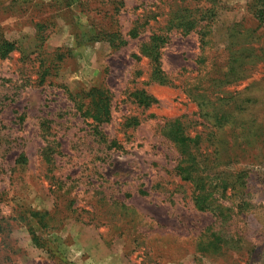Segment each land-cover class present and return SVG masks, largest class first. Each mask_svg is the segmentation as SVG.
<instances>
[{"label":"rangeland","instance_id":"obj_1","mask_svg":"<svg viewBox=\"0 0 264 264\" xmlns=\"http://www.w3.org/2000/svg\"><path fill=\"white\" fill-rule=\"evenodd\" d=\"M252 4L0 0V35L17 46L0 58V264H264V62L217 84L228 53L256 43L240 37L228 47L231 25L257 26ZM176 13L197 27L174 28ZM208 28L203 52L199 31ZM156 36L166 39L158 45L166 84L152 80L142 52ZM139 90L156 102L140 106ZM74 101H109L102 134ZM215 108L235 122L218 155L214 146L200 150L209 179L228 184L213 205L232 211L216 213L196 207L166 130L180 119L190 134L211 138ZM213 234L217 247L207 245Z\"/></svg>","mask_w":264,"mask_h":264},{"label":"trees","instance_id":"obj_2","mask_svg":"<svg viewBox=\"0 0 264 264\" xmlns=\"http://www.w3.org/2000/svg\"><path fill=\"white\" fill-rule=\"evenodd\" d=\"M251 10L254 19L257 22V26L254 29H251L245 27L244 25H241V29H239L237 24L231 25L228 28L227 35V37L229 38L228 47L234 48L238 47V45H241L239 44V40L241 39L240 37L257 38L256 43H253V45H250L248 47L239 46L237 49L234 48L236 49L234 52L231 51L228 53V57L226 58L224 65L222 66V68L219 67L221 79L217 81V84H220L221 86H223L224 84H231L237 80H240L238 79V75H247L252 67H255L260 62H264V43L261 44L260 40H258L260 37L259 35L264 32V0H253ZM173 20L174 21L172 22V26L174 28H177L178 30L182 29L186 33L190 32L192 29L197 27L195 25L194 19L187 20V15L179 16L176 13L175 18ZM207 27L208 26H206V28ZM44 28L45 24L38 23L37 30L40 35H42L41 32ZM258 31L260 32V34L254 35V33H258ZM208 35H210L209 28L206 31H199L200 43L203 52L210 44V38L208 37ZM41 39L43 40V38ZM126 42V40H121L122 45ZM164 42H166L165 37L156 36L153 38L152 42L144 45V47L142 48V52L150 58L153 64L151 78L153 81H156L160 84H166L170 82L168 76L165 74L160 64V52L158 45L159 43L161 44ZM241 47L246 48L241 49ZM16 48L17 46L14 41L9 40L6 37L0 35V58L8 57L9 54L13 52ZM205 61L206 58L205 56H203L201 58V63H205ZM96 92L97 90L94 89L93 93ZM132 95L135 97L136 102L140 106L146 107L156 102V98L153 95L148 94L143 90L135 91ZM227 99V96L220 97V101H224ZM74 102L77 106V110L81 113V117H83L85 120L91 119V124H95L94 128L96 129L97 134H102L101 131H98L97 129L100 124L108 123L110 121L111 110L109 106V101H88L85 103H80V101ZM93 102L95 104H92ZM216 108L213 111V115L215 117V124H217L218 127L216 132L209 133V136H212L211 138L205 139L203 138L201 133H195L194 135L190 134L180 119L170 121L169 124L166 125L168 137L173 142L174 146L178 150V153L180 154L178 163L175 167L176 173L180 176L183 181H188L192 184L194 189L193 200L195 201L196 207L202 211L211 209L215 213L219 209L221 211H223L224 209L232 211L231 208H224L222 205L223 203L213 205L214 201H218V199L214 197L216 192L226 193L228 190V184L215 183L213 180L209 179V175L206 173V165H208V159H205L204 162H201L202 159L200 156L202 155L200 150L202 146H205V144L206 148L214 146V153L218 155L216 151H219L218 149L220 145L228 144L229 142H232V140H234L233 138H231V126L235 123L230 119V115L225 109ZM208 122L211 121L208 120ZM139 124L140 121L136 117L129 121V125L137 126ZM238 124L246 125V123H244L243 121H240ZM42 126L43 133L46 134L49 129V124L45 123ZM102 139H104L103 135ZM47 142L48 144L45 148L44 157L48 163H52L54 149L48 139ZM207 150L208 149H206V152ZM20 160H26V156L24 155V153L20 155ZM239 177L241 176L239 175ZM229 215V213L226 214V216ZM220 240L222 239L219 236L213 234V237L209 240V242H207V245L217 247V243L220 242Z\"/></svg>","mask_w":264,"mask_h":264}]
</instances>
